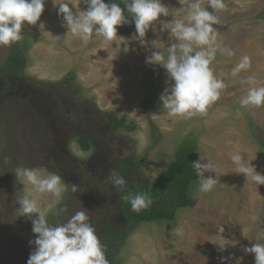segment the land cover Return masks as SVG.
Instances as JSON below:
<instances>
[{"label":"rangeland","instance_id":"rangeland-1","mask_svg":"<svg viewBox=\"0 0 264 264\" xmlns=\"http://www.w3.org/2000/svg\"><path fill=\"white\" fill-rule=\"evenodd\" d=\"M255 1L260 0H225L227 10L215 13L217 43L234 55L217 52L210 67L226 87L205 114L192 118L167 115L159 99L166 70L146 63L152 51L167 57L175 42L167 22L184 18L188 0H162L170 15L154 22L155 31H147V47L131 39L130 18L129 24L117 26L121 37L106 43L94 35L84 44L68 33L53 0H45L36 25L24 22L22 40L0 45V264H27L34 249L29 244L35 239L32 223L20 216L17 202L31 191L23 175H16L22 168L62 177L67 189L58 203L48 194L39 196L48 222L63 223L87 211L101 244L106 237L112 241L115 264H222V257H229L224 264H255L254 254H245L243 246L264 243V185L236 173L231 161L240 154L264 174V105L239 104L250 87L264 86V0L256 9ZM203 6L208 8L207 0ZM69 7L75 13L76 7ZM78 7L86 10L82 2ZM13 48L26 64L9 73L6 63ZM243 56L251 58V67L232 77ZM249 76L254 85L246 82ZM67 77L73 83L60 85ZM108 116L123 118L124 127L112 130ZM83 136L92 141L88 151L77 143ZM187 144L196 146V160H210L225 173L220 183L207 193L199 191V181L193 185L194 206L178 210L173 222L131 228L113 200L116 189L108 180L113 163L129 155L144 158L139 172L153 182ZM204 175L215 178V173ZM61 208L66 212L57 215ZM219 225L236 242L224 252L210 242L218 239Z\"/></svg>","mask_w":264,"mask_h":264},{"label":"clouds","instance_id":"clouds-1","mask_svg":"<svg viewBox=\"0 0 264 264\" xmlns=\"http://www.w3.org/2000/svg\"><path fill=\"white\" fill-rule=\"evenodd\" d=\"M86 5L81 10L78 4ZM124 8L118 3H105V0H53L58 6V15L68 28V33L87 44L92 37H102L104 42H111L118 35L117 26L129 24L125 16L132 17L135 25V34L132 40H138L141 46L147 47L144 39L151 28L155 31L154 22L161 16L170 15L169 8L162 0H123ZM76 7L75 13L69 7ZM208 8L203 6V0H188L185 5L183 19L175 18L167 22L169 38H174L167 49V57L161 51H152L146 57V63L160 65L166 70V87L160 95L161 107L169 117L192 118L198 114H205L208 107L220 97L221 90L226 87L224 81L218 78L210 67L219 51L222 55L231 57L234 52L230 48L221 47L217 43L218 33L214 25L219 23L215 14L226 11L228 5L225 0H207ZM45 0H0V45L10 46L23 39L22 29L24 22L36 25L44 11ZM163 26L164 21H160ZM44 27L41 23L40 27ZM57 38V37H55ZM59 39V38H57ZM127 51V45H125ZM251 67V58L243 56L240 62L231 70V76ZM255 84V78L249 76L246 81ZM241 108L260 107L264 105V86L250 87L245 96L239 101ZM239 114V113H238ZM200 158L192 162V168L199 178V191L210 192L225 173L218 171L216 165ZM231 161L235 165V172L244 174L247 180L257 185H264V174L257 172L256 166L245 161L242 155L234 154ZM205 172L215 173L205 177ZM23 175L31 191L20 195L17 202L20 205V216L27 217L32 223V232L35 239L29 244L34 246L27 264H109L105 256V246L101 244L96 230L90 223L87 211H77L63 223L55 225L48 222L46 211L42 208L39 196L48 194L53 203H58L62 193L67 189L62 177L56 173L44 175L39 168L18 169L16 175ZM159 177V176H158ZM108 180L113 188L123 192L126 180L119 172L112 170ZM72 191H77V185H72ZM130 203L131 210L139 213L148 209L152 197L147 192H129L121 197ZM66 212L61 208L56 214ZM223 225L217 227V240L212 241L220 252H224L229 245H235L225 235ZM245 254H254L255 264H264V243H254L251 247L243 246ZM222 264L229 257H222ZM239 264V260H237Z\"/></svg>","mask_w":264,"mask_h":264},{"label":"trees","instance_id":"trees-1","mask_svg":"<svg viewBox=\"0 0 264 264\" xmlns=\"http://www.w3.org/2000/svg\"><path fill=\"white\" fill-rule=\"evenodd\" d=\"M118 3L124 8L122 0H105V3ZM127 18L126 9L124 12ZM131 31H135V25L132 22ZM26 64L25 56L19 50H11L6 63V71L13 72L23 69ZM73 77H67L60 82V85L72 84ZM112 122V130H117L124 127V119H117L115 116H108ZM133 130V128H130ZM77 143L82 151H88L92 146L89 139L86 137H79ZM196 146L194 144H187L182 146L175 154L174 160L169 167L159 175L156 180L150 182L139 172L140 167L144 163V158L136 159L133 155H129L114 162V165L108 173V177L112 170L119 172L124 176L127 184L123 192L115 190L114 198L116 208L119 209L120 214L125 218L129 226L134 227L140 223H152L158 221L173 222L176 212L184 208H192L194 201L191 198V189L199 178L195 170L192 168V162L196 161L195 154ZM110 187H113L109 181ZM129 192H147L153 200L152 205L139 213L131 210L130 203H126L121 197L127 195ZM113 228L110 226L109 230ZM118 238V237H116ZM104 239V238H103ZM102 239V240H103ZM105 246V256L109 264H115L113 257L114 245L106 237L103 241Z\"/></svg>","mask_w":264,"mask_h":264},{"label":"crops","instance_id":"crops-1","mask_svg":"<svg viewBox=\"0 0 264 264\" xmlns=\"http://www.w3.org/2000/svg\"><path fill=\"white\" fill-rule=\"evenodd\" d=\"M259 2H262V0H260V1H255V3L253 4V8H255L256 9V7H259L260 6V3ZM187 3H185V5H186ZM185 8V7H184ZM183 15H185V13L183 14ZM263 226H264V221H263Z\"/></svg>","mask_w":264,"mask_h":264},{"label":"flooded vegetation","instance_id":"flooded-vegetation-1","mask_svg":"<svg viewBox=\"0 0 264 264\" xmlns=\"http://www.w3.org/2000/svg\"><path fill=\"white\" fill-rule=\"evenodd\" d=\"M83 137H86L87 139H90L88 136H83ZM90 142H92L91 139H90ZM116 161H117V160H116ZM113 165H114V163H113ZM113 165H112V166H113Z\"/></svg>","mask_w":264,"mask_h":264},{"label":"bare ground","instance_id":"bare-ground-1","mask_svg":"<svg viewBox=\"0 0 264 264\" xmlns=\"http://www.w3.org/2000/svg\"><path fill=\"white\" fill-rule=\"evenodd\" d=\"M264 239V238H263Z\"/></svg>","mask_w":264,"mask_h":264}]
</instances>
